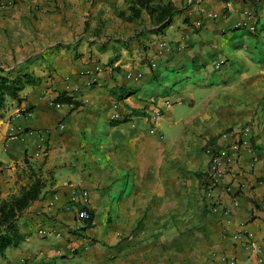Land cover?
I'll return each mask as SVG.
<instances>
[{
    "label": "crops",
    "instance_id": "obj_1",
    "mask_svg": "<svg viewBox=\"0 0 264 264\" xmlns=\"http://www.w3.org/2000/svg\"><path fill=\"white\" fill-rule=\"evenodd\" d=\"M0 4V77L35 79L4 95L0 204L42 183L0 264H264V0ZM246 125L211 211V151Z\"/></svg>",
    "mask_w": 264,
    "mask_h": 264
},
{
    "label": "built area",
    "instance_id": "obj_2",
    "mask_svg": "<svg viewBox=\"0 0 264 264\" xmlns=\"http://www.w3.org/2000/svg\"><path fill=\"white\" fill-rule=\"evenodd\" d=\"M2 7H3V5L0 4V8H2ZM244 14H245L246 20L243 22L235 23L234 27L238 28L240 26H245V27H247L248 30L254 31L255 30V24L253 22H250V20L252 19V14L250 13V11H245ZM209 16L217 17V14L216 13H210ZM162 45H163V47L165 46V48H166L165 43H162ZM56 105H59V104H56ZM159 115H160V113L158 111H153V113H152V116L154 118H157ZM119 118L120 117H119L118 113H114L112 115L113 120H118ZM22 132H23V130L19 129L16 132V135L21 134ZM16 135H11L10 138H15ZM241 148L246 149L250 153H252L254 151V149L250 143L249 126L248 125L243 127V129L240 132L239 138L236 139L234 142H232L231 144H229L225 147H222L220 149H215V150L211 151L209 166L205 172L206 181L203 185L205 194L207 196H211V198H210L211 202L209 204V208L211 211L216 212V211L221 210V207H220L218 200L212 197V191L215 188L223 185L224 178L227 174V166L229 165L230 161H232L233 159L238 157V153H239ZM45 151H46L45 144L42 143L38 146L34 155L40 156ZM253 160H257L256 157H253ZM223 188L227 192H230V190H231V187L229 185H224ZM79 193H80L82 201L79 203L80 206L77 208V211H76L77 218L79 221H81L83 223H89V222H91L92 215H91V212L86 208V204L88 202V192L86 190H82ZM76 196H77V193H76ZM76 196L73 195L72 200H71L72 203L76 202ZM237 204H238L237 201L234 200L233 205L237 206ZM221 211L225 215H227L229 213V210H227V209H222ZM230 262L233 263V261H230Z\"/></svg>",
    "mask_w": 264,
    "mask_h": 264
},
{
    "label": "trees",
    "instance_id": "obj_3",
    "mask_svg": "<svg viewBox=\"0 0 264 264\" xmlns=\"http://www.w3.org/2000/svg\"><path fill=\"white\" fill-rule=\"evenodd\" d=\"M150 0H137L139 5L148 7ZM173 8L171 6L164 7L162 18L165 19L171 14ZM34 77L28 74L17 75L12 79L0 77V110L3 107L4 95L18 99V92L26 85L33 83ZM73 100L65 94H60L53 99L54 104L72 103ZM1 115V113H0ZM41 181L35 180L30 186L22 187L18 195H12L8 200L0 204V251L7 246H12L19 240L16 232L15 220L16 216L25 208L32 200L38 198L40 193Z\"/></svg>",
    "mask_w": 264,
    "mask_h": 264
}]
</instances>
